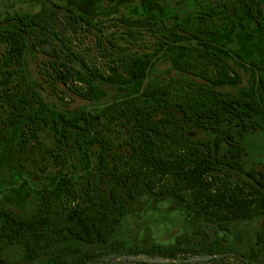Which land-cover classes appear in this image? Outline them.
<instances>
[{
    "label": "trees",
    "instance_id": "16d2710c",
    "mask_svg": "<svg viewBox=\"0 0 264 264\" xmlns=\"http://www.w3.org/2000/svg\"><path fill=\"white\" fill-rule=\"evenodd\" d=\"M202 6L186 17L94 16L43 0L37 11L0 19V138L21 155L38 152L46 161L39 164L43 186L33 188L20 173L12 187L36 189L35 210L20 215L0 208L3 244L21 245L24 260L56 250L44 264H68L76 253V264H87L95 254L82 252V244L109 243L132 202L151 193L173 197L225 229L253 218L261 225L246 253L218 239L180 237L173 246L149 247L113 241L117 253L162 259L134 264H186L190 256L226 264L229 255L254 264L263 254L264 165L246 168L243 139L264 131V0H202ZM253 28L258 45L247 52L235 36H254ZM31 50L48 56L41 73L55 94L68 91L89 105L64 110L50 103L29 71ZM166 60L178 75H155ZM233 60L252 72V85L215 88L243 82ZM190 127L208 136H195Z\"/></svg>",
    "mask_w": 264,
    "mask_h": 264
},
{
    "label": "rangeland",
    "instance_id": "374dc122",
    "mask_svg": "<svg viewBox=\"0 0 264 264\" xmlns=\"http://www.w3.org/2000/svg\"><path fill=\"white\" fill-rule=\"evenodd\" d=\"M63 3L73 5L78 9L87 12L94 16H110L120 14L122 12L132 13L136 15H144L151 13H159L160 15L178 14L186 17L190 14H195L198 10L205 8L202 6V0H59ZM43 0H0V19L8 12L17 10L37 11L40 9ZM233 22L226 25L225 37L229 33V26ZM254 36L237 34L235 36L236 45L245 49L247 52H252L258 45V31L252 29ZM90 41V38L85 40ZM84 42V43H85ZM82 43V46L85 44ZM48 56L42 52L31 50L28 53L29 71L33 78L43 84L42 93L50 103L64 110H75L87 107L88 101H85L71 92L55 94L50 87L46 77L42 75V61ZM234 67L240 73L243 82L240 84H220L214 85L217 89L237 90L252 85V72L243 64L237 61H232ZM157 76H175L178 72L173 68L171 61L166 60L160 62L155 68ZM112 97V96H110ZM108 97L107 99H109ZM195 136H208L203 129L190 127ZM47 144L52 143V138L49 133L44 134ZM243 144L246 146L248 154L245 156L246 168L262 167L264 165V131L249 132L243 139ZM46 163L43 156L36 152L35 156L28 154H20L13 148L4 145L3 139L0 138V208L12 210L20 215L31 214L38 205L39 194L34 190L27 188L17 193L13 187L20 173L28 177L29 183L33 188L43 186L46 179L39 169V164ZM55 168L49 170L51 176L55 172ZM163 206L168 207V212H172L174 217L182 219V234L190 239L201 240L203 236L198 235L196 231L201 228L207 217L197 210L186 208L182 203L175 198L166 196H154L151 193H146L131 204L130 212L123 218V222L118 226L117 231L109 243L104 245L82 244V252L90 251L94 258L87 264H134L137 261L148 260L162 262L160 258H149L144 255L131 256L123 255L115 252L111 248L113 241H119L126 246H152L159 238L157 227L156 230H151L147 225L152 223L155 218L154 214H148L150 210H164ZM172 218V219H171ZM170 220L173 221L171 216ZM145 219V221L143 220ZM175 220V219H174ZM144 225H146L144 227ZM261 218H253L241 221H235L231 225L230 232L217 235L224 241L227 246L235 247L240 253H246L250 247L255 244V236L260 228ZM144 232L142 233V229ZM168 231H166L167 233ZM162 233V232H161ZM165 233V232H164ZM1 255L3 261L0 264H44L45 260L56 252H49L44 257L37 260H24L22 257L23 249L19 244L5 245L0 241ZM80 253L71 255L68 264H76ZM214 258L207 256H190L186 260V264H211ZM222 259V257H219ZM226 264H238L237 258L233 256L224 257ZM254 264H264V253L257 258Z\"/></svg>",
    "mask_w": 264,
    "mask_h": 264
},
{
    "label": "flooded vegetation",
    "instance_id": "af4514ba",
    "mask_svg": "<svg viewBox=\"0 0 264 264\" xmlns=\"http://www.w3.org/2000/svg\"><path fill=\"white\" fill-rule=\"evenodd\" d=\"M171 198H173V197H170V199ZM177 201H179V200H177ZM179 202L182 203L186 208H189L183 202H181V201H179ZM163 208H164L163 211L158 210L159 212L157 215H155V213H157L156 212L157 210H150V212H148V214H154L155 218L152 219L153 222L150 223L149 225H147V227H149L151 230L152 229L156 230L154 227H157V230H158L157 234L159 236V238L157 239V241H155V243L153 245L173 246L177 243V241L180 237H185L187 239H190V238H188L182 234V226H183L182 219L180 217L179 218H176V216L174 217V215L172 214L171 211L168 212L167 206H163ZM189 209H192V208H189ZM198 212H201V211H198ZM201 213H203V212H201ZM171 216L175 220L173 219V221H171L170 220ZM143 220L145 221V219H143ZM122 222H123V220H122ZM233 223L234 222L230 223V229H225V228H222L219 224L212 223L207 219V222H205V224H203L201 226V228H199L196 231V233L198 235L203 236V238L201 240H196V239H190V240L203 241V240H216V239H218L224 244V241L220 237L218 238L217 235L223 234L224 232L229 233L231 230V225ZM145 226L146 225H144V227ZM209 227H214V228H216V230L210 229ZM166 231H168V232L166 233ZM143 232H144V228L142 229V233Z\"/></svg>",
    "mask_w": 264,
    "mask_h": 264
}]
</instances>
